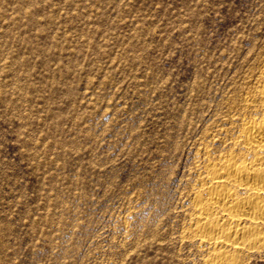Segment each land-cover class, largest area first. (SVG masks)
<instances>
[{"label": "rangeland", "instance_id": "obj_1", "mask_svg": "<svg viewBox=\"0 0 264 264\" xmlns=\"http://www.w3.org/2000/svg\"><path fill=\"white\" fill-rule=\"evenodd\" d=\"M262 67L264 0H0V264H210L190 203Z\"/></svg>", "mask_w": 264, "mask_h": 264}, {"label": "bare ground", "instance_id": "obj_2", "mask_svg": "<svg viewBox=\"0 0 264 264\" xmlns=\"http://www.w3.org/2000/svg\"><path fill=\"white\" fill-rule=\"evenodd\" d=\"M256 86L254 95L241 101L244 113L231 122L234 150L210 156L201 166L200 190L190 203L189 229L212 251L210 264H238L246 251L264 248V67Z\"/></svg>", "mask_w": 264, "mask_h": 264}]
</instances>
